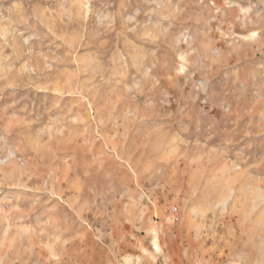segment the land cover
<instances>
[{
	"label": "rangeland",
	"instance_id": "rangeland-1",
	"mask_svg": "<svg viewBox=\"0 0 264 264\" xmlns=\"http://www.w3.org/2000/svg\"><path fill=\"white\" fill-rule=\"evenodd\" d=\"M0 264H264V0H0Z\"/></svg>",
	"mask_w": 264,
	"mask_h": 264
}]
</instances>
